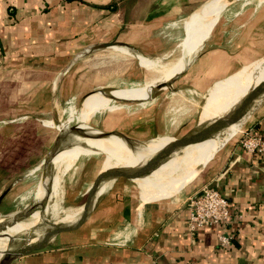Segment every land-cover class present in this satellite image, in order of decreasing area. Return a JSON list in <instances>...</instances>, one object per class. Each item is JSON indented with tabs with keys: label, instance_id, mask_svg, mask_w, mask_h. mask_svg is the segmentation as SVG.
<instances>
[{
	"label": "crops",
	"instance_id": "1",
	"mask_svg": "<svg viewBox=\"0 0 264 264\" xmlns=\"http://www.w3.org/2000/svg\"><path fill=\"white\" fill-rule=\"evenodd\" d=\"M115 1L116 9L108 6ZM208 1L0 0V192L18 188L24 183L23 178L17 180L20 173L30 168L25 176L32 174L37 169L32 163L43 162L57 140L53 137L55 122L68 109L74 115L73 103L80 102V125L87 130L92 126L94 133L101 130L105 132L101 135L115 139H122L119 135L160 134L165 129L167 106L175 104L176 96L189 93L194 97L210 89L207 98H211L248 65L264 58V3L251 9L242 3L223 16L224 9L221 11L197 53L173 62L189 61L170 93L161 91L149 97L152 89L184 66L168 65L179 69H165L142 86L95 91L116 80L142 79L147 74L142 66L157 63H147L141 56L156 60L171 53L177 45L179 23L188 18L187 22ZM187 36L186 27L184 39ZM107 42L114 44L104 46ZM263 81L264 71L245 97ZM237 89V85L229 89L228 98L216 112L208 102L203 105L201 114L218 116L214 119L216 134ZM111 97L147 100L123 107L111 104ZM245 97L220 143L235 131L233 122L253 103ZM205 123H200L190 140L204 134ZM246 125L264 137V99ZM168 135L151 139L148 148L153 149L160 136L167 142L172 140ZM241 135L198 167H186L202 157L199 147L191 148L188 143L182 154L150 162L149 172L137 163L127 167L85 195L53 238L54 230L48 227L52 222L24 228L30 241L41 243L52 238L50 242L56 244L19 255L22 250L9 243L7 247L0 236V264H264V153L254 155L243 149ZM62 139L65 141V135ZM108 145L92 151L107 153L102 174L119 149ZM64 148L48 162L57 163ZM73 155L65 164H71ZM123 178H140V199L132 200V194L119 186L110 187ZM205 187L219 190L229 200L228 228L234 238L225 247L218 245L216 226L200 227L195 232L188 227L191 201ZM60 188L54 185L56 195ZM38 195L43 196L44 190ZM90 200H94V207L79 215Z\"/></svg>",
	"mask_w": 264,
	"mask_h": 264
},
{
	"label": "rangeland",
	"instance_id": "2",
	"mask_svg": "<svg viewBox=\"0 0 264 264\" xmlns=\"http://www.w3.org/2000/svg\"><path fill=\"white\" fill-rule=\"evenodd\" d=\"M215 1L216 0H209L207 3H205L202 6V8L199 11L194 13L187 22L186 20L188 18L182 20L179 23L180 27L175 33L177 36V41H176L177 45H175V49L171 53L167 52L168 53L167 55L165 54V56H162L156 59L158 63L155 66L150 67L144 64L142 68H144L147 71V74H145V76H142V79H139V81H136V82H128V81L123 80L121 83H119V81L116 80V82H113V83L109 82L105 87L96 89L95 91H99L105 88H126V87H132V86L145 85L147 83H150L154 79H156L158 76H160L161 73L165 70V68H167L168 65H171L179 57L182 56L183 51H185L189 56L194 55L198 50L197 48L200 47L203 41H198L193 44H186L183 46H182V41L192 37L195 31L197 30L199 31L201 29V27L204 24L203 21L206 19V17L208 18V15L211 13V10L213 9ZM242 3H245L244 7H248V9H251L254 4L264 3V0H229V3L224 8L221 15L223 16L226 12L231 11L232 9H235L237 7L239 8V6ZM186 27H187L188 36L184 39V37L186 36ZM141 60H145V58H141ZM147 63H150V61L147 60ZM251 66L252 65H248L245 71L247 70L246 72L248 71L251 72L252 70H249ZM177 77L178 76L174 77L172 80L175 81ZM172 88H175L173 84L172 86L164 89L163 91H167L166 93L168 94L170 93ZM209 90L210 89L203 92L201 95L196 94L194 97H189L190 95L189 93L187 94L182 93L181 94L182 98L179 96H176L174 100L175 104L173 105L169 103L167 106L166 115H165V123H164L165 129L160 134H169L168 136L173 137L172 139H178L186 134L193 132L196 128L199 127L202 121L210 122V121H213L215 118H217L218 116L216 115L211 118L208 117L207 119H201V116L205 117V115L201 114L203 110V105L206 102L210 104L212 100L216 101L213 99L214 98L213 96L215 95L216 92L212 95L211 98H207ZM263 90H264V81L261 84V86H259L256 90L247 94L249 96L245 97V101L246 102L254 101L255 100L254 98L259 97V95H261ZM95 91H92V92H95ZM170 97H171L170 95L167 96L165 100L168 102ZM146 100L145 99H134V100L111 99L110 103L111 104L115 103L118 105L122 104L123 107L125 106L130 107V106L141 105V102L146 101ZM225 100L226 99L220 100L219 104L216 105L215 110H217ZM79 105H80V102L73 103V108L75 110L73 116L70 114V111L68 109L66 113L63 114L61 120L58 122H55L54 130H53V137L55 139V136H56L57 140H54L53 144L58 143L62 147L66 146L67 144H70V142L64 141L61 136L64 131H71L72 127L80 124L81 121H80V118L78 117V112H77L79 110ZM90 121L88 120L89 124L91 123ZM92 128L93 127L91 126L89 129H92ZM71 133L73 134L75 138V134L80 133V135H83L84 131L75 130V131H72ZM97 135L98 136L94 138L92 137L90 139L109 138L108 136H104L101 134L100 135L97 134ZM83 138L84 139L87 138L86 134L83 136ZM159 139H161V136L160 138H157V140ZM150 142L151 141L149 140L141 144L135 145L133 147L139 153L141 152V149L144 148V146ZM89 145H85L77 149L78 151L74 150L72 152V154H74L73 157L75 159L71 162L70 165L65 164V163L46 162V164L42 165L41 167L40 166L41 164L39 163L40 161L32 163V165L37 164L36 165L37 169H35L32 174H28L27 176H25V174L29 172L30 168L20 173L19 175L20 178H18L17 180H21V178H23L24 183H21L18 188L11 190L10 193H8L10 188L8 189L7 193L5 194L4 200L0 203V215L1 216L18 215L24 209V207L28 203H30L33 197V194L35 193L36 189L39 187L38 183L41 178L42 172L45 175V181L48 187H53L56 184L61 188L76 190L84 185H87L88 182L91 179H93V177L95 176L96 171L100 167V161L102 160V157H103V153L84 154L85 152L83 153V151L81 150H83L84 148H85L84 150H86V147ZM95 150H98V148ZM157 153H164V152L161 149ZM176 164L178 165V163ZM179 165H182V164L179 163ZM139 179L140 178H138L137 181H139ZM137 181L133 180L132 178H123V179H119L116 182H114L110 187L119 186L121 189H123V191H126L132 194V196L129 195V198H132V200H137V199H140V189H141ZM2 192L3 191H1L0 194ZM84 197L85 195L76 194L75 192L62 194V195L61 194L56 195L52 193V194L44 196L40 200V203L38 204V206L36 207L37 208L36 215L30 216L27 219L29 220V223H30L28 225L30 226L29 228H32L31 226H33L32 224H34V222L43 223L45 219L52 218L54 216V212L51 210L52 209L51 207H54L55 204L59 206H63V207H73L83 202ZM59 217L60 218L63 217L62 212H60ZM26 228L27 227H25V229ZM13 229L14 230H11L12 233L22 228H17V230L15 228ZM25 229L23 228L21 232L18 233L17 235L26 236L29 239L31 236L28 232H24ZM4 233L5 231H1L0 235ZM17 235H15V237L12 238L10 241H8V237L6 235L2 236L3 240L7 242V247L9 243L11 244L13 249L22 248L19 245L22 239H19ZM52 244H56V242L52 241ZM44 246H48V244Z\"/></svg>",
	"mask_w": 264,
	"mask_h": 264
},
{
	"label": "bare ground",
	"instance_id": "3",
	"mask_svg": "<svg viewBox=\"0 0 264 264\" xmlns=\"http://www.w3.org/2000/svg\"><path fill=\"white\" fill-rule=\"evenodd\" d=\"M228 2L229 0H216L214 2V6H213V9L211 10V13L208 15V18L206 17L204 21L202 20L204 24L203 26L201 25L202 26L201 29L199 31L198 30L195 31L192 37L185 39L182 42V46L186 44H193L198 41L204 42L203 38L205 39L208 37V35L210 34L212 30V26L214 22L216 21L221 11L226 7ZM199 48L197 49L200 50ZM184 55L186 56L188 54L185 51H183L182 56ZM141 58H145L152 63H158L157 60L149 59V58H146L145 56H141ZM188 62L189 61L184 62V63H172L171 66H186ZM165 69L173 70V69H179V68L167 67ZM249 70H252V71L246 72L247 70L246 71L243 70L241 72V75L236 76L232 78L231 80H229L227 83L223 84L221 88L213 96L214 97L213 99L216 101L212 100L209 106L215 110L216 105L219 104L220 100H224L228 98L227 93L229 92V89L232 86L237 85L238 89L233 95L230 96V100L228 101L226 110L222 117L223 119H222V123L220 125L218 133L216 134L215 132L216 130L215 120L210 121V122L207 121L205 123L204 134L202 135L204 136V139H201L200 141H197V142H193L195 138H193V140H190V139L187 140V143L191 146V148L195 146L199 147L200 153L202 155L201 159L195 165L190 166V167L186 166L187 168H194V167L201 166L212 157L213 151L220 144L219 142L220 137L228 130L233 117L236 115V112L239 110L240 105L243 104L246 93L250 89H252L254 86L257 85L258 83L257 80L264 71V58L255 62ZM246 105H250V104H246ZM207 118H208V115L205 114V119ZM85 134L86 133H84L83 135H80V133H77L75 134V138H74L71 132L66 133L65 141L70 142V144H67V147L64 148V151L61 157L57 160L58 161L57 163H65L67 161L68 156L74 150H77L85 145L90 144L89 146L86 147V150H84V152L91 153L92 151L99 148L100 146L108 148L109 146L108 143L109 144L111 143L117 146L119 149L113 153V162L110 164L108 168V174H106V176L104 177V181H103V182H106L111 177H113L115 174H117L120 171L122 172V170L126 169L127 167L133 164L137 163L139 165H142L148 171L147 166L148 164H150V162L164 161V160H161L160 158L165 157V153H157V152L162 149V146L165 143H167V140L164 139L165 137L161 136V139L159 140L155 139L154 142H158V144L153 149L148 148V144H146L144 148L141 149V152L138 153L133 146L128 147L127 144L122 139H115V138L90 139L92 137H87L84 139L83 136ZM77 141H81V142H77ZM158 148L160 149L157 150ZM181 164L184 165V163H181ZM93 202L94 200L88 201L86 208L82 212H80L79 215H83L85 212H87L92 207ZM75 207L76 206L63 207L57 204H55L54 207H51L52 208L51 210L54 212V216L50 219H45L44 221L47 223L52 222V224L48 226L51 228V230L55 229L53 232L52 238L64 227L65 222H68L67 216ZM60 212H62L63 214V217L61 218L59 217ZM36 213L37 212H34L32 216L36 215ZM15 219H16L15 215H9V216L0 215V232L7 231L10 225H12V223L15 221ZM29 224H30L29 220L17 222L14 226H12V228L9 229V231L14 230L13 228H15L16 230L17 228H25V227L29 228L30 227L28 226ZM32 225L33 226L31 227H37L36 224H32ZM40 226L45 227V225H40ZM18 238L22 239V241L20 242L21 244L19 243L21 247L22 246L30 247L36 244H40V243H35V242L30 241V239H28L26 236L19 235ZM52 238L48 239L45 242L49 243ZM45 242H41V243H45ZM19 249L22 250V248H19Z\"/></svg>",
	"mask_w": 264,
	"mask_h": 264
},
{
	"label": "water",
	"instance_id": "4",
	"mask_svg": "<svg viewBox=\"0 0 264 264\" xmlns=\"http://www.w3.org/2000/svg\"><path fill=\"white\" fill-rule=\"evenodd\" d=\"M110 44H114V42H107V43H104V46L106 45H110ZM185 68V66L179 70L171 79H169L168 81H166L164 84H161L159 85L158 87H155L154 89L151 90L150 94H149V97H154L155 95H157L158 93H160L161 91H163L164 89L172 86L173 84V78L178 76L180 74V72H182V70ZM111 99H123V98H119V97H111ZM264 99V90L263 92L261 93V95H259V97H257L253 103H251V105L245 110L243 111L240 116L233 122L236 124V129L235 131L229 135L224 141H222L218 146L217 148L213 151L212 155L218 150L220 149L225 143H227L229 140H231L232 138L240 135L243 133V131L246 129L247 127V122L249 121L251 115L253 114L254 110L259 106V104L261 103V100ZM78 129H83L86 133V137H96L98 136L97 134H104L105 132L104 131H101L99 130L96 133L90 131V129L87 130V128L81 126L80 124L78 125H75L74 127H72V130L71 131H64L62 136H64L66 133L68 132H72V131H75V130H78ZM197 130V128L189 133V134H186L178 139H172L170 141H168L167 143H165L163 146H162V150L163 152L165 153V155L167 157H170L172 155H175L177 153L179 154H182L183 153V148H184V145H186L187 143V140H189L192 136H196V133L195 131ZM159 135H162V134H159L157 132H155L154 134H149V135H145V136H126V135H119L122 137V139L124 140V142L127 144L128 147H132V146H135V145H138V144H141L143 142H146V141H149L153 138H156L158 137ZM61 136V137H62ZM201 139H204V136L202 137H199L197 139H194L193 142H197V141H200ZM64 147H67L66 146H61L59 145L58 143H56L51 149L50 151L48 152V154L45 156V158L43 159V162L41 163V167L42 165H45L46 162H48V160L50 158H52L54 155H56L61 149H63ZM92 153H103V157H102V160L100 161V167L98 168V170L96 171L95 173V176L93 177V179H91L87 185H84L82 187H80L79 189H76V190H71V189H66V188H60L59 189V195L61 194H67V193H73L75 192L76 194H81V195H87L91 192H93L94 190L98 189V187L100 186V184L104 181V177L106 176V174H108V170L105 171L103 174L101 173L102 172V167L104 165V162L106 160V157H107V153L102 151V150H99V151H96V152H92ZM84 154H90V153H84ZM38 188L36 189L35 193L33 194V197L30 201V203H28L24 209L18 214V215H15L16 216V219L15 221L12 223V225H10V227L8 228L7 231H5L4 234H1L0 236H4L6 235L8 237V241H10L12 238L15 237V235H17L18 233L21 232V230L23 229H20L14 233H12L11 231H9L10 228H12V226H14L17 222H20V221H26L30 216H32L34 214V212H36L37 210V206L38 204L40 203V200L46 196V195H49V194H55L54 193V188L53 187H48L46 185V181H45V175L41 174V178L39 180V183H38ZM40 189H43L44 190V195L43 196H40L38 195V192ZM8 189H6L5 191H3L1 194H0V201L3 199V197L5 196V194L7 193ZM52 245L51 242H45V243H40V244H36L34 246H30V247H26V246H22V252L19 254H23L27 251H30V250H33L37 247H43L44 245ZM18 255V256H19Z\"/></svg>",
	"mask_w": 264,
	"mask_h": 264
},
{
	"label": "built area",
	"instance_id": "5",
	"mask_svg": "<svg viewBox=\"0 0 264 264\" xmlns=\"http://www.w3.org/2000/svg\"><path fill=\"white\" fill-rule=\"evenodd\" d=\"M243 149L254 155L264 153V137L253 128L245 129L240 137ZM230 208L228 198L219 190L205 187L191 201L188 227L195 232L198 228L214 225L217 227L218 245L225 247L231 244L234 234L228 228Z\"/></svg>",
	"mask_w": 264,
	"mask_h": 264
},
{
	"label": "trees",
	"instance_id": "6",
	"mask_svg": "<svg viewBox=\"0 0 264 264\" xmlns=\"http://www.w3.org/2000/svg\"><path fill=\"white\" fill-rule=\"evenodd\" d=\"M109 7H111L112 9H116L117 8V2H112L108 5Z\"/></svg>",
	"mask_w": 264,
	"mask_h": 264
},
{
	"label": "flooded vegetation",
	"instance_id": "7",
	"mask_svg": "<svg viewBox=\"0 0 264 264\" xmlns=\"http://www.w3.org/2000/svg\"><path fill=\"white\" fill-rule=\"evenodd\" d=\"M1 202V201H0Z\"/></svg>",
	"mask_w": 264,
	"mask_h": 264
}]
</instances>
